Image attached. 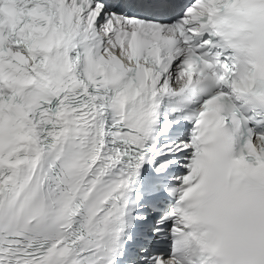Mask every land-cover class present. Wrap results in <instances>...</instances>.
I'll use <instances>...</instances> for the list:
<instances>
[{
  "label": "snow or ice",
  "instance_id": "1",
  "mask_svg": "<svg viewBox=\"0 0 264 264\" xmlns=\"http://www.w3.org/2000/svg\"><path fill=\"white\" fill-rule=\"evenodd\" d=\"M248 172L264 0H0V264H193L184 202Z\"/></svg>",
  "mask_w": 264,
  "mask_h": 264
},
{
  "label": "clouds",
  "instance_id": "2",
  "mask_svg": "<svg viewBox=\"0 0 264 264\" xmlns=\"http://www.w3.org/2000/svg\"><path fill=\"white\" fill-rule=\"evenodd\" d=\"M183 207L192 217L193 264L202 255L207 264H264V175L248 172L210 182Z\"/></svg>",
  "mask_w": 264,
  "mask_h": 264
}]
</instances>
